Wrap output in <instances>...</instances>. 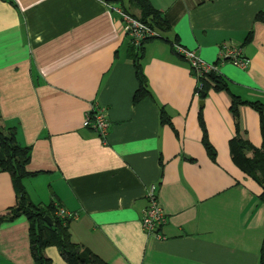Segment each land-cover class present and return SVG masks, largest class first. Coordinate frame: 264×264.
<instances>
[{
  "label": "crops",
  "instance_id": "crops-1",
  "mask_svg": "<svg viewBox=\"0 0 264 264\" xmlns=\"http://www.w3.org/2000/svg\"><path fill=\"white\" fill-rule=\"evenodd\" d=\"M148 1L170 29L144 45L151 98L134 104L138 83L115 0H0V127L31 148L29 200L70 214L72 242L108 264H260L262 189L232 163L228 142L230 93L264 104V22L255 20L264 0ZM174 44L216 64L230 93L209 91L200 107ZM225 48L239 49L246 67L222 60ZM160 107L172 127L160 123ZM92 108L103 111L104 139L83 127ZM200 109L215 162L202 144ZM238 113L240 137L260 148L257 113ZM150 187L166 218L161 239L141 224ZM15 205L11 178L0 173V216ZM44 254L66 264L55 248ZM4 263H32L23 217L0 224Z\"/></svg>",
  "mask_w": 264,
  "mask_h": 264
},
{
  "label": "trees",
  "instance_id": "trees-1",
  "mask_svg": "<svg viewBox=\"0 0 264 264\" xmlns=\"http://www.w3.org/2000/svg\"><path fill=\"white\" fill-rule=\"evenodd\" d=\"M122 1L115 0L117 4H120L119 8L122 12L137 19L157 34V36L143 41L138 47L130 44L127 50L138 83V88L132 98L133 103L136 104L145 98H151L142 67L144 45L149 41L163 39L161 34L167 32L170 25L167 19L151 6L148 0H126L129 9L123 6ZM130 8L137 9L139 15L135 16L130 13ZM255 20L264 22V12L258 13ZM251 36L250 33L245 42L250 41ZM214 66L216 67V64ZM191 73L195 76L193 71ZM196 81L195 93L202 101L209 91L230 93L227 80L217 70L196 76ZM230 95V111L234 118L235 135L228 142L229 155L232 163L261 187L262 192L259 201L264 206V104L246 102L231 93ZM239 106H248L257 113L262 140L260 148H255L249 141L240 137ZM159 111L160 123L172 127L170 118L165 113L164 108L160 107ZM198 123L202 131V144L207 156L212 162H215L216 151L208 140L201 109L198 113ZM30 156L31 148L20 146L17 143L15 128L0 127V173L9 174L16 198V205L0 216V224L12 223L21 217L25 218L28 224V246L32 260L31 264H52V260L45 257L44 254L47 248H55L66 264H108L89 249L72 242L69 233L70 219H59L55 215L59 207H56L53 202L41 206L35 205L29 200L24 180L37 175V173H29L26 169ZM193 161V159H190V162ZM45 217L50 218L52 225L44 220ZM259 261L260 264H264V240L260 247Z\"/></svg>",
  "mask_w": 264,
  "mask_h": 264
},
{
  "label": "built area",
  "instance_id": "built-area-1",
  "mask_svg": "<svg viewBox=\"0 0 264 264\" xmlns=\"http://www.w3.org/2000/svg\"><path fill=\"white\" fill-rule=\"evenodd\" d=\"M112 10L118 14L121 20L123 33L133 46L138 47L146 39L157 36V34L149 27L122 12L120 9ZM173 50L178 56L188 62L191 71L195 73V78L196 76H200L202 73L217 70L214 65L202 62L194 51L187 50L177 44L173 45ZM222 60H229L235 67L240 69H244L247 65V60L242 58L241 52L237 48H225ZM195 96L198 97V94L195 93ZM83 127L95 131L100 138L104 139L107 134V123L104 119L103 111L101 109L92 108L85 115ZM146 198L148 200V206L143 213L141 223L142 227L149 235L154 234L157 239H161L162 236L158 233V229L165 224L166 218L157 202L154 187H150L147 190ZM55 215L59 219L72 218L70 214L61 208L56 211Z\"/></svg>",
  "mask_w": 264,
  "mask_h": 264
},
{
  "label": "water",
  "instance_id": "water-1",
  "mask_svg": "<svg viewBox=\"0 0 264 264\" xmlns=\"http://www.w3.org/2000/svg\"><path fill=\"white\" fill-rule=\"evenodd\" d=\"M204 95V94H203ZM200 107L203 106V101L201 100L200 103H199ZM44 220L49 224V225H52V222L50 220V218L48 217H45Z\"/></svg>",
  "mask_w": 264,
  "mask_h": 264
},
{
  "label": "rangeland",
  "instance_id": "rangeland-1",
  "mask_svg": "<svg viewBox=\"0 0 264 264\" xmlns=\"http://www.w3.org/2000/svg\"><path fill=\"white\" fill-rule=\"evenodd\" d=\"M4 264H6V263H4Z\"/></svg>",
  "mask_w": 264,
  "mask_h": 264
}]
</instances>
